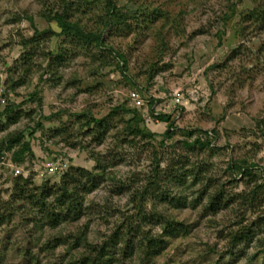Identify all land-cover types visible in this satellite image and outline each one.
Here are the masks:
<instances>
[{"label": "rangeland", "instance_id": "rangeland-1", "mask_svg": "<svg viewBox=\"0 0 264 264\" xmlns=\"http://www.w3.org/2000/svg\"><path fill=\"white\" fill-rule=\"evenodd\" d=\"M113 2L127 15L123 30L104 23L109 0H0V82L12 109L2 110L0 144L23 135L1 153L29 171L34 185L60 182L62 173L43 172L50 158L103 174L85 194L82 216L51 227L29 200H11L16 175L0 163V264H63L82 250L77 241L101 242L137 220L133 192L158 161L169 174L162 195L145 204L144 229L161 245L148 260L136 246L118 264H264V0ZM57 14L86 30L105 27L103 47L54 35ZM35 28L46 32L36 36ZM110 48L124 54L126 72ZM132 89L143 106L130 101ZM150 98L156 113L174 120L171 137L167 121L150 114ZM133 110L151 138L123 134ZM86 113L105 118L109 131L81 127L84 117L76 115ZM198 136L211 145L183 146ZM24 141L31 152L15 160ZM215 191L220 197L211 205ZM153 212L181 229L166 235Z\"/></svg>", "mask_w": 264, "mask_h": 264}, {"label": "trees", "instance_id": "trees-1", "mask_svg": "<svg viewBox=\"0 0 264 264\" xmlns=\"http://www.w3.org/2000/svg\"><path fill=\"white\" fill-rule=\"evenodd\" d=\"M86 3L87 2H85V4ZM108 5L109 8L107 9L105 15H103L104 23L115 24L118 27V30H123L126 25L127 15L122 13L117 8L113 0H109ZM25 17L31 20V17ZM52 19L55 20L60 27L59 33H54L52 31L54 35L62 34L71 37L80 46H89L94 44L96 48L103 47L105 27L101 28L100 31L86 30L78 21L70 20L67 14H57L52 17ZM45 32L46 31L39 32L36 28L34 29V35L36 36H42ZM31 41L32 38L27 40L26 43H30ZM109 50L110 52H113L118 59L120 64L118 66H120L123 72H126L127 62L124 54L118 51H113L112 48ZM29 58L30 54L24 56L25 61H28ZM27 70L28 69H26V71ZM153 102L154 100L150 98V114L158 120L167 121L168 126L165 134L166 137H171L174 133V130L177 128L174 120L169 114L154 113ZM4 109L5 112L12 110L9 105H7ZM117 109L118 107H115L112 112H117ZM2 112L3 111L0 110V116ZM76 116L78 118L79 116L84 117L81 127H89L91 133H99L100 136H102L110 129V125L105 118L97 119L91 113ZM140 120L141 114L137 112V110H133L132 116L126 120V127L123 130V134L134 135V137L140 136L143 139L151 138L153 133L144 130L139 124ZM192 132L193 131L191 130L187 131V135L192 136ZM22 142V134H16L13 136L11 135L9 138H7L5 144H0V153L3 150H10ZM182 144L189 151H192L195 150L196 146L201 148L204 146H210L211 141L198 136L191 140H185ZM24 150L31 152L29 142L27 141L23 143L22 149L16 152L14 159L19 161L20 155L24 152ZM168 171L169 168L162 170L160 168L159 161L156 162L155 165H152L150 172L146 175V182L142 183V185H140L137 189H135V192H133V195L137 198L135 203V207L137 208V212L135 213L137 214V220L130 218L126 221L124 226H116L108 235L105 236L101 242L89 243L87 242V239L77 241L78 245H75V247L82 250L78 252L77 257L70 259L63 264H118L122 261V258L125 259L136 246L139 247L143 254V258L146 260L156 255L158 252L156 248H159L161 245L159 244L160 236L156 237L153 235V233L147 232L144 229L146 223L149 221L147 218L151 214L146 212L145 204L147 201L156 200L162 195V193L158 192L161 188H163L162 184L167 181L169 174ZM250 172L251 171L248 167L243 168L242 173L244 175H249ZM102 175V172L95 173L84 168L69 167L62 173L60 182L52 185H48L47 183L43 185H34L31 178H24L23 176L18 175L14 179L15 184L11 200H19L22 198L29 200L37 207V209H39V212L46 220V223L51 227H56L65 219L72 217L75 219L82 216V204L84 196L97 186L101 180L99 178ZM161 176L163 178H161ZM259 187V185H256V187L252 188L250 192L252 201L255 200ZM121 188L122 191L127 189L125 185L121 186ZM129 189L130 188L127 190ZM219 197L220 194L218 191H215V194L210 196L211 205H213ZM9 205L11 206V204ZM135 214H131L133 215L132 217L136 216ZM152 216H159L160 218H163L165 224L164 233L166 235H173L181 229L182 223L173 221L169 217L165 218L161 213L153 212ZM244 238L245 237H243V239ZM77 239H81V237H78ZM81 243H84L85 246L81 247ZM232 243L236 244V240H233Z\"/></svg>", "mask_w": 264, "mask_h": 264}, {"label": "built area", "instance_id": "built-area-1", "mask_svg": "<svg viewBox=\"0 0 264 264\" xmlns=\"http://www.w3.org/2000/svg\"><path fill=\"white\" fill-rule=\"evenodd\" d=\"M180 90H176L173 92V95L175 96V101L180 102ZM128 97L130 101L134 104L136 107H141L144 105L143 98L141 97L140 91L138 89H132L128 93ZM8 102V98L6 95L5 88L3 85H1L0 82V110H3ZM154 113H156L154 111ZM157 114V113H156ZM0 163L5 165L6 167H9L13 173L17 175H22L26 178L28 176L29 171H26L22 166L18 164H14L8 159L7 152L0 153ZM42 167L43 172L46 174H60L66 171L69 168L68 161L66 159H44L42 161Z\"/></svg>", "mask_w": 264, "mask_h": 264}]
</instances>
